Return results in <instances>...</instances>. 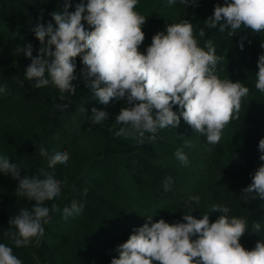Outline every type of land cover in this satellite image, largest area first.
<instances>
[{"label":"trees","instance_id":"16d2710c","mask_svg":"<svg viewBox=\"0 0 264 264\" xmlns=\"http://www.w3.org/2000/svg\"><path fill=\"white\" fill-rule=\"evenodd\" d=\"M64 3L0 0V86L8 89V94H0V156L20 166L21 177L36 175L43 168L57 180L66 181L61 195L46 202L48 207L55 203L61 211L51 213L40 242L34 239L30 245L16 248L4 232L10 227V218L21 208L30 209L35 201L19 195L18 180L0 173V243L13 247L22 264H111L112 258H118V245L146 223V217L152 216L153 222L161 218L168 223L184 222L183 215L199 219L213 204L227 206L230 216L246 219L248 232L240 240L246 249L264 242V200L243 195L252 176L264 166L258 150L264 139V93L255 88L264 32L254 33L242 26L230 37L227 31L208 28L205 21L224 0H197L189 5L177 0L171 7L168 0H138L135 10L146 17L141 52L165 25L188 19L199 45L211 40L216 55L223 57L216 68L219 78L240 81L249 88L239 118L226 126L219 143L207 144L206 137L181 117L177 128L160 129L154 142L146 140L140 145L114 135L122 127L116 116L127 105L115 99L103 105L96 99L81 76L80 57L75 60L74 94L62 93L53 85L37 89L34 81L25 78L31 60L23 52L17 53V45L31 44L33 56H37L41 45L32 29L38 23L55 26L50 14L63 10ZM79 3L86 5L87 0H70L69 11ZM82 23L89 29L86 21ZM200 29L205 31L203 38ZM18 81H23V87ZM92 108L108 112V119L92 124ZM173 111L179 115L181 109L174 106ZM41 147L49 157L67 151L70 159L66 165L48 168ZM178 148L187 155V166L175 158ZM169 176L171 190L164 191ZM193 196L201 198L199 205L188 203ZM72 201L82 203L83 211L65 220L62 209ZM218 216L210 213V221ZM256 222L261 224L259 233L251 231Z\"/></svg>","mask_w":264,"mask_h":264},{"label":"clouds","instance_id":"9594fccd","mask_svg":"<svg viewBox=\"0 0 264 264\" xmlns=\"http://www.w3.org/2000/svg\"><path fill=\"white\" fill-rule=\"evenodd\" d=\"M176 2L168 0L170 7ZM179 2L189 5L197 0ZM137 4L138 0H87L86 5L79 3L69 11L70 0H65L63 10L50 14L55 26L38 23L32 29L41 45L37 56H33L31 44L17 45V53L23 52L31 60L25 78L34 81L37 89L53 85L62 93L74 94L75 60L80 57L81 76L96 99L103 105L113 99L127 105L116 116V123L122 127L115 136L140 145L146 140L154 142L158 130L177 128L182 117L196 133L206 137L207 144L219 143L226 126L239 118L249 88L240 81L219 78L216 68L223 57L216 55L211 40L203 47L199 45L188 19L165 25V30L154 34L146 51L141 52L146 17L135 10ZM205 22L208 28L227 31L230 37L242 26L254 33L264 32V0H224L223 5H215L213 15ZM204 36V29H200L199 37ZM257 67L255 88L264 93V54L259 56ZM18 83L23 87V81ZM0 94H8L7 86H0ZM174 106L181 109L179 115L173 111ZM89 117L92 124H102L109 113L92 108ZM258 150L264 161V139H260ZM40 155L48 158V168L66 165L70 159L67 151L49 157L43 147ZM174 155L182 165H188L182 149ZM21 169L8 157L0 156V173L18 180L19 195L35 201L30 209L21 208L11 217L10 227L4 232L16 248L28 246L34 239L40 242L51 213L61 211L55 203L48 207L46 202L59 197L66 183L43 168L36 175L21 177ZM172 183V177H166L164 191L171 190ZM243 195L264 200V166L252 176ZM200 199L193 196L188 203L199 205ZM83 208L82 203L72 201L62 209V216L67 220L81 214ZM210 213L219 214L214 222ZM229 213V207L213 204L199 219L183 215L184 222L168 223L163 218L153 222L152 216L146 217L147 222L118 245V258H112L111 264H264V242L246 249L240 240L248 232L247 221ZM251 231L259 233L261 224L253 223ZM0 264L22 261L14 255L13 247L0 243Z\"/></svg>","mask_w":264,"mask_h":264}]
</instances>
